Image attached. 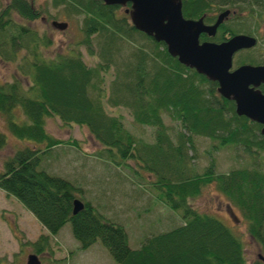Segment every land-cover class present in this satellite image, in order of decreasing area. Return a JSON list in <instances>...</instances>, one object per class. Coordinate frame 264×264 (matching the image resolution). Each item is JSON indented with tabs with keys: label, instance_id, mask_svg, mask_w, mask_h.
Returning <instances> with one entry per match:
<instances>
[{
	"label": "trees",
	"instance_id": "16d2710c",
	"mask_svg": "<svg viewBox=\"0 0 264 264\" xmlns=\"http://www.w3.org/2000/svg\"><path fill=\"white\" fill-rule=\"evenodd\" d=\"M257 1L183 0V13L196 18L211 14L212 4L240 3L244 10H252L247 13L251 19ZM51 2L66 18H81L80 40L68 51L52 55L45 53L52 38L27 23L47 15L46 9L33 0H9L0 7V59L13 62L18 73L12 81L0 83V115L12 136L23 143L3 161L0 189L17 198L47 230L31 243L34 252L47 251L49 237L57 236L69 223L82 249L99 240L116 264H247L240 236L213 214L189 204L203 187L213 184L240 211L264 255V169L256 161L264 160L260 157L264 155L261 124L239 116L235 103L218 94L215 82L181 64L163 42L138 31L120 5L102 0ZM209 15L208 22L214 19ZM233 26L224 24L214 38L203 34L201 40L227 39L240 31ZM80 46L96 64L84 61ZM243 58L239 62H258L250 52ZM107 106L124 107L136 123L154 127V142L140 141L123 117L110 113ZM164 114L180 125L174 138ZM50 117H57L64 126L86 127L102 146L92 155L94 163L104 169L111 161L119 171L116 174H121L118 166L129 168L121 162L141 159L159 176L154 183L161 191L155 197L157 202L183 210L180 225L149 233L132 249L123 225L100 213L84 198L79 184L51 173L52 161L65 156L67 150L76 161L83 162L85 156L78 152L76 138L60 139L47 131ZM195 136L216 140L215 147H240L252 165L217 173L212 160L202 173L190 174L186 161L192 156L188 152L194 149ZM6 143L7 136L0 130V150ZM107 172L115 178L116 174ZM127 177V173L116 176L117 185L110 182L124 198L131 194L124 186ZM101 190L105 193L107 186ZM75 198L84 207L73 214ZM252 264L264 263L256 258Z\"/></svg>",
	"mask_w": 264,
	"mask_h": 264
},
{
	"label": "rangeland",
	"instance_id": "374dc122",
	"mask_svg": "<svg viewBox=\"0 0 264 264\" xmlns=\"http://www.w3.org/2000/svg\"><path fill=\"white\" fill-rule=\"evenodd\" d=\"M8 1L0 0V7ZM33 1L36 6L47 11V15H43L33 22H27L39 33L46 32L52 38L53 44L48 50H45V53L52 55L66 52L74 46V41L80 40L81 18H66L52 6V0ZM121 7V9H125L124 6ZM16 19L26 24L18 17ZM53 20L65 21L68 26L63 31L59 30L51 25ZM233 27L240 30L239 32L241 30L255 31L254 25L249 20L243 22L239 27L236 25ZM257 48L251 50L250 54L255 61L261 62L264 58V45ZM79 49L86 63L96 64V59L88 56L84 46H80ZM240 58L239 56L233 58V68L238 66ZM16 75L18 73L15 64L13 62L5 63L0 59V83L12 81ZM107 110L112 114H120L128 130L140 141L154 142L155 128L136 123L128 109L107 106ZM163 119L169 127L170 135L174 138L181 129L179 123L172 120L167 114L163 115ZM45 125L47 131L55 137L60 139L76 138L80 146L78 152L85 156V159L82 158L85 165H82L83 162L73 159L72 151L67 150L68 153L65 156L52 161L51 173L79 184L83 189L84 198L90 201L100 213L123 225L128 233V244L132 249H137L149 233L171 230L180 225L183 210H174L163 202H157L155 197L161 191L154 186V183L159 180V176L146 168L141 159L137 158L138 162L142 164L141 166L134 160L136 158L121 162L123 165L127 163L128 169L121 165L118 166L122 177L126 173L128 175L124 186L129 188L131 194L124 198L120 190L112 189L113 186L110 184V182H115L117 185L116 176L121 177V174H116L118 170L115 167L117 166L110 161L109 168L104 169L94 163L96 159L92 154L100 150L102 146L94 140L86 127L64 126L57 117L47 118ZM0 130L7 136V143L0 150L1 170L3 161L12 155L14 150L22 147L23 143L18 142L12 136L1 115ZM217 145L216 140L213 141L203 136L194 137V149H190L188 152L189 156H192L186 161V167L190 174L202 173L212 160L217 173L252 165L251 159L240 147H215ZM260 157L264 159L263 154ZM256 161L260 162L264 169V160ZM107 170L116 174L115 178L108 176ZM136 170H139L141 174L136 173ZM100 179L104 180L102 184L99 183ZM106 186L107 191L102 193L101 189ZM189 204L196 210L213 214L229 225L233 232L242 239L247 264H252L257 258V254L260 253V246L248 233L247 221L243 219L237 207L230 205L225 195L219 192L213 184H208L202 188L198 196L190 198ZM231 212L232 214H230ZM41 234H47V230L37 218L17 198L7 195L0 189V264H25L27 255L35 253L31 243L35 242ZM38 256L42 264H116L108 248L99 240L89 249H82L79 241L73 237L69 223L57 236L49 237V249Z\"/></svg>",
	"mask_w": 264,
	"mask_h": 264
},
{
	"label": "water",
	"instance_id": "95a60500",
	"mask_svg": "<svg viewBox=\"0 0 264 264\" xmlns=\"http://www.w3.org/2000/svg\"><path fill=\"white\" fill-rule=\"evenodd\" d=\"M107 5L127 6L132 25L140 32L166 45L168 53L177 60L217 83V92L235 103L239 116L260 123L264 135V94L257 88L264 83V63L243 64L233 68V56L242 49L256 46V37L244 33L235 34L221 42L200 41V35L215 36L219 25L230 10L220 12L216 21L207 25L203 17L185 18L181 0H102ZM51 25L65 30L68 23L53 20ZM84 207L83 202L73 200V214ZM264 263V255L257 254ZM26 264H41L37 254L27 256Z\"/></svg>",
	"mask_w": 264,
	"mask_h": 264
},
{
	"label": "flooded vegetation",
	"instance_id": "af4514ba",
	"mask_svg": "<svg viewBox=\"0 0 264 264\" xmlns=\"http://www.w3.org/2000/svg\"><path fill=\"white\" fill-rule=\"evenodd\" d=\"M182 2V12H183V0H181ZM257 2L259 3H254V8L253 9V18L251 17L248 18L247 17V13H248V10H244L243 7L241 6L240 3H228L225 4V5H214L212 4V6H215L213 7V11L212 13L210 14L211 16H214V19L210 22L206 21V17L209 15L208 13H203L201 16H198L196 18H190V17H185V18H190V19H198L200 17H203V20H204V23L207 24V25H211L213 24L216 19H217V16L220 12H222L223 10H226V9H229L230 10V13L228 15V17L219 25V27L217 28V32L220 30L221 26L224 25V24H232L234 25L235 23H243L247 20H249L251 22L252 25H254V29L255 31L253 32L252 31V36L256 37L257 39V43H256V46L254 48H251V49H242L238 52H236L233 56L236 57V56H239L241 57V59H244V54H247L249 53L251 50H256L258 49L257 47L258 46H262L264 45V0H258ZM249 11H252V10H249ZM184 15V13H183ZM209 15V16H210ZM246 18V19H245ZM217 32H216V35H217ZM238 33H245V32H238ZM205 34V33H202V35ZM245 34H248V33H245ZM201 35V36H202ZM206 35V34H205ZM215 35V36H216ZM201 36H200V40H201ZM207 36V35H206ZM211 38V37H210ZM214 38V37H212ZM210 41H213V42H221V41H216L214 39H209ZM225 40V39H224ZM201 41H206V40H201ZM208 41V39H207ZM264 63V58L262 59L261 62H257V63H248V62H239L238 66L240 65H243V64H251V65H261ZM263 94H264V83H261L258 87H257ZM260 124V123H259ZM262 126V125H261Z\"/></svg>",
	"mask_w": 264,
	"mask_h": 264
},
{
	"label": "crops",
	"instance_id": "0c3cea01",
	"mask_svg": "<svg viewBox=\"0 0 264 264\" xmlns=\"http://www.w3.org/2000/svg\"><path fill=\"white\" fill-rule=\"evenodd\" d=\"M95 244H96V242H95ZM93 245H94V244H93ZM93 245H92V246H93ZM90 247H91V246H90Z\"/></svg>",
	"mask_w": 264,
	"mask_h": 264
}]
</instances>
